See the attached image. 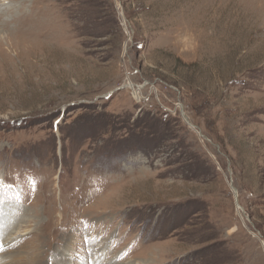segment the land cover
<instances>
[{
    "label": "rangeland",
    "instance_id": "1",
    "mask_svg": "<svg viewBox=\"0 0 264 264\" xmlns=\"http://www.w3.org/2000/svg\"><path fill=\"white\" fill-rule=\"evenodd\" d=\"M8 235L2 264H264V0H0Z\"/></svg>",
    "mask_w": 264,
    "mask_h": 264
},
{
    "label": "bare ground",
    "instance_id": "2",
    "mask_svg": "<svg viewBox=\"0 0 264 264\" xmlns=\"http://www.w3.org/2000/svg\"><path fill=\"white\" fill-rule=\"evenodd\" d=\"M261 8H263V7H261ZM260 17V16H259ZM3 23V22H2ZM8 45H12V42L10 41L9 43H8ZM14 239H15V236H12V235H8L6 238H5V240L3 241V242H1L3 245H4V247L5 246H7V244L9 245L10 243H14L13 241H14ZM16 240V239H15ZM74 242V239H72L71 240V242H70V244L71 243H73ZM79 246V245H78ZM71 248V250H76L77 249V247H74V246H70ZM69 255H71V253L69 254ZM71 261V260H70ZM0 262H1V260H0Z\"/></svg>",
    "mask_w": 264,
    "mask_h": 264
},
{
    "label": "snow or ice",
    "instance_id": "3",
    "mask_svg": "<svg viewBox=\"0 0 264 264\" xmlns=\"http://www.w3.org/2000/svg\"><path fill=\"white\" fill-rule=\"evenodd\" d=\"M4 251V245L2 243H0V252ZM0 264H2V262H0Z\"/></svg>",
    "mask_w": 264,
    "mask_h": 264
},
{
    "label": "built area",
    "instance_id": "4",
    "mask_svg": "<svg viewBox=\"0 0 264 264\" xmlns=\"http://www.w3.org/2000/svg\"><path fill=\"white\" fill-rule=\"evenodd\" d=\"M181 114L183 115V112H181Z\"/></svg>",
    "mask_w": 264,
    "mask_h": 264
}]
</instances>
